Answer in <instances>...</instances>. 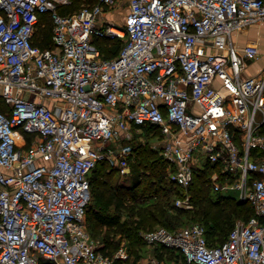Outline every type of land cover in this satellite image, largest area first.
<instances>
[{
  "label": "built area",
  "instance_id": "1",
  "mask_svg": "<svg viewBox=\"0 0 264 264\" xmlns=\"http://www.w3.org/2000/svg\"><path fill=\"white\" fill-rule=\"evenodd\" d=\"M71 3L0 0V264L128 259L85 222L90 176L104 160L132 174L147 137L184 192L175 206L194 209L189 186L212 166L213 191L237 190L255 213L218 244L200 223L147 230L143 264H264V65L244 75L259 49L232 39L264 19V0H92L60 12ZM116 4L124 26L103 18ZM45 13L52 47L34 42ZM105 37L124 41L114 57Z\"/></svg>",
  "mask_w": 264,
  "mask_h": 264
},
{
  "label": "trees",
  "instance_id": "2",
  "mask_svg": "<svg viewBox=\"0 0 264 264\" xmlns=\"http://www.w3.org/2000/svg\"><path fill=\"white\" fill-rule=\"evenodd\" d=\"M79 1L81 0H72L70 5L61 6L60 12L78 10L80 6L76 8V3ZM90 2L92 0H87L86 3ZM52 34L53 21L51 16L45 13L41 15L38 23L35 44L52 47ZM123 42L122 39L105 37L98 40V45L103 56L110 58L119 53ZM5 108L7 104L2 98L0 109ZM135 150L137 161L133 164L132 174L123 177L117 168L105 160L99 162L91 173L93 204L88 205V227L93 236L100 237L102 232L105 234L103 248L108 252L113 253L117 246L116 235L113 233L129 237L132 250L142 245L141 229L151 230L156 225L174 229L177 225L184 224L185 219L196 217L205 218L209 243H222L234 227L231 224L232 216L244 213L246 214L244 217L248 219L255 213L253 207L249 210H240L239 207L244 202L241 204L234 193H220L214 198L212 166L197 170L189 186L193 202L199 210L196 212L175 206L176 197L182 196L184 192L171 180L169 162L149 145L141 144ZM114 176L123 180L114 181ZM123 211L127 212L124 219ZM165 251L168 252V260L176 254L171 249ZM159 256L164 258V253H159ZM120 261H117V264H120Z\"/></svg>",
  "mask_w": 264,
  "mask_h": 264
},
{
  "label": "rangeland",
  "instance_id": "3",
  "mask_svg": "<svg viewBox=\"0 0 264 264\" xmlns=\"http://www.w3.org/2000/svg\"><path fill=\"white\" fill-rule=\"evenodd\" d=\"M86 2H87V0H81V1L77 2L76 3V6H77L76 8H78L79 6L82 7L84 4H86ZM126 11H127V9H126V6L125 5H120V4L118 5V4H116L114 6H108L104 10L103 18H105L107 21H110V22H112L114 24H117L119 26H124L125 25V21H126ZM1 102H2V98L0 96V103ZM152 141L153 140L150 137H147V140H146V143L145 144L150 146V144L152 143ZM206 158H207L206 155L202 156V160H206ZM114 177H115L114 178V181H116V180H123V179L118 178L116 176H114ZM92 178L93 177H92V174H91V176H90L91 189H92ZM212 182H213V179H212ZM231 191L236 195V198L239 200V202L241 204L244 202V204H242L241 207H239L240 210H249L250 207H253L252 204L250 203V201H248L245 198H240L239 192L237 190L233 189ZM212 193L215 195L214 198H217L216 195L217 194H220V193L229 194V192H227V191L226 192L219 191V193L218 192H212ZM90 203L93 204V196L91 198ZM196 208H198V207L195 206L194 209H192V210H195L197 212L199 209H196ZM246 212L248 213V211H246ZM123 213H124L123 214V219H124L127 212L126 211H123ZM88 215L89 214H87L86 217H85V222H86L87 226L89 225V216ZM244 215H246V214L243 213L240 216H238V215L232 216V218H231L232 227L237 222H239L240 220H243V219L246 220V218L244 217ZM185 220H186V222L184 224L177 225L176 228L185 227V226H188V225L193 224V223H200V224H202V225L205 226V222H204L205 221V218H203V217H200V218L199 217H196V218H187ZM158 226H163V225H156L154 228H156ZM106 227H105V229H106ZM205 228H206V226H205ZM146 231H147V229H141L140 230V234H141V237H142V245L139 246V247H137L136 249H132V250H131V240L129 239V237L122 236L120 233H118V234L113 233V235H116L115 239L117 241V243H116L117 246L115 245L116 248H114L115 249L114 252H116L117 249L123 247L124 248V251L129 254V258L126 259V260H121L120 261V264H143L144 263V261L146 260V258L148 257V255L152 251V246H150L148 243H146L145 238H144V233ZM104 236H105V234L103 232L100 234V237L94 236L96 238H100L101 239L102 246L105 243V241H104L105 237ZM103 241H104V243H103ZM119 260L120 259H118V261Z\"/></svg>",
  "mask_w": 264,
  "mask_h": 264
},
{
  "label": "crops",
  "instance_id": "4",
  "mask_svg": "<svg viewBox=\"0 0 264 264\" xmlns=\"http://www.w3.org/2000/svg\"><path fill=\"white\" fill-rule=\"evenodd\" d=\"M232 39L241 48L247 45L258 47L259 54L247 60L243 72L246 76L258 74L264 65V19L235 30Z\"/></svg>",
  "mask_w": 264,
  "mask_h": 264
},
{
  "label": "bare ground",
  "instance_id": "5",
  "mask_svg": "<svg viewBox=\"0 0 264 264\" xmlns=\"http://www.w3.org/2000/svg\"><path fill=\"white\" fill-rule=\"evenodd\" d=\"M114 29H116V27H114Z\"/></svg>",
  "mask_w": 264,
  "mask_h": 264
}]
</instances>
